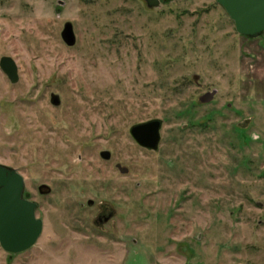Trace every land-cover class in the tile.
<instances>
[{"label": "rangeland", "instance_id": "1", "mask_svg": "<svg viewBox=\"0 0 264 264\" xmlns=\"http://www.w3.org/2000/svg\"><path fill=\"white\" fill-rule=\"evenodd\" d=\"M0 164L44 221L0 264H264V33L217 0H0Z\"/></svg>", "mask_w": 264, "mask_h": 264}, {"label": "water", "instance_id": "2", "mask_svg": "<svg viewBox=\"0 0 264 264\" xmlns=\"http://www.w3.org/2000/svg\"><path fill=\"white\" fill-rule=\"evenodd\" d=\"M150 8H158L161 0H146ZM235 22L237 32L247 37H259L264 33V0H217ZM62 38L68 46H75L77 37L72 23H67ZM1 67L11 82L20 80L19 67L10 57H3ZM216 91L201 98L202 102L214 99ZM52 103L60 106L59 95H52ZM162 120H152L134 125L130 129L133 139L143 148L159 151L162 141ZM102 157L112 158L110 151H103ZM25 178L16 169L0 164V244L11 255H18L33 248L44 229V221L37 217L38 203L25 196ZM42 194H49L51 188L40 187ZM93 201L89 202L92 206Z\"/></svg>", "mask_w": 264, "mask_h": 264}, {"label": "flooded vegetation", "instance_id": "3", "mask_svg": "<svg viewBox=\"0 0 264 264\" xmlns=\"http://www.w3.org/2000/svg\"><path fill=\"white\" fill-rule=\"evenodd\" d=\"M43 195H45V194H43ZM111 218H112V215H110V216H101L98 221L101 222V223L105 222V221L108 222Z\"/></svg>", "mask_w": 264, "mask_h": 264}, {"label": "crops", "instance_id": "4", "mask_svg": "<svg viewBox=\"0 0 264 264\" xmlns=\"http://www.w3.org/2000/svg\"><path fill=\"white\" fill-rule=\"evenodd\" d=\"M156 264H174L173 262H169V263H165V262H158V263H156Z\"/></svg>", "mask_w": 264, "mask_h": 264}]
</instances>
